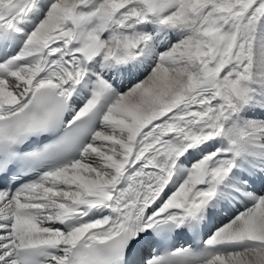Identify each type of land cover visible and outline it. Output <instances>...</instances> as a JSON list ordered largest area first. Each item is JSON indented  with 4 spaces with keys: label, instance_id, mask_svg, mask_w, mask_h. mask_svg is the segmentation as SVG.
Returning <instances> with one entry per match:
<instances>
[{
    "label": "snow or ice",
    "instance_id": "obj_1",
    "mask_svg": "<svg viewBox=\"0 0 264 264\" xmlns=\"http://www.w3.org/2000/svg\"><path fill=\"white\" fill-rule=\"evenodd\" d=\"M0 264H264V0H0Z\"/></svg>",
    "mask_w": 264,
    "mask_h": 264
}]
</instances>
